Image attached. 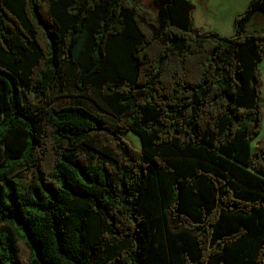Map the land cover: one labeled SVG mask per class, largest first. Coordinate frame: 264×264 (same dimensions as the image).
Listing matches in <instances>:
<instances>
[{"label":"trees","instance_id":"1","mask_svg":"<svg viewBox=\"0 0 264 264\" xmlns=\"http://www.w3.org/2000/svg\"><path fill=\"white\" fill-rule=\"evenodd\" d=\"M153 1L0 0V225L34 264H264V0L229 37Z\"/></svg>","mask_w":264,"mask_h":264},{"label":"rangeland","instance_id":"2","mask_svg":"<svg viewBox=\"0 0 264 264\" xmlns=\"http://www.w3.org/2000/svg\"><path fill=\"white\" fill-rule=\"evenodd\" d=\"M140 5L149 8L156 12V6L153 0H135ZM195 5L193 12V23L195 27L200 28L202 31H215L221 36L229 37L235 33L234 20L236 15L234 13L243 12L250 0H192ZM234 15V17H233ZM250 31H259L264 34V14L262 12L256 13L248 23ZM262 65V78L264 82V60ZM262 109L263 118L260 124V134L252 142L255 146L258 139L264 138V84L262 86ZM124 137L135 147L140 148L141 142L139 137L127 131ZM10 224L0 225L1 235L11 238L15 242V256L23 264H34V259L31 258L30 248L25 241V230L17 223L9 222ZM0 264H2L0 262ZM7 264H10L7 261Z\"/></svg>","mask_w":264,"mask_h":264},{"label":"crops","instance_id":"3","mask_svg":"<svg viewBox=\"0 0 264 264\" xmlns=\"http://www.w3.org/2000/svg\"><path fill=\"white\" fill-rule=\"evenodd\" d=\"M238 13H234V15H237ZM234 15H233V17H234ZM200 29V28H199ZM234 30H235V28H234Z\"/></svg>","mask_w":264,"mask_h":264}]
</instances>
